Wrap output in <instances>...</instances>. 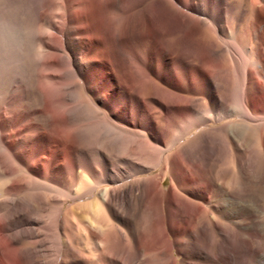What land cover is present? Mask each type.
<instances>
[{"label": "bare ground", "instance_id": "obj_1", "mask_svg": "<svg viewBox=\"0 0 264 264\" xmlns=\"http://www.w3.org/2000/svg\"><path fill=\"white\" fill-rule=\"evenodd\" d=\"M17 3L0 264H264V0Z\"/></svg>", "mask_w": 264, "mask_h": 264}, {"label": "clouds", "instance_id": "obj_2", "mask_svg": "<svg viewBox=\"0 0 264 264\" xmlns=\"http://www.w3.org/2000/svg\"><path fill=\"white\" fill-rule=\"evenodd\" d=\"M0 14L5 23V39L11 40L13 36L22 35L25 22L17 0H2L0 2Z\"/></svg>", "mask_w": 264, "mask_h": 264}, {"label": "rangeland", "instance_id": "obj_3", "mask_svg": "<svg viewBox=\"0 0 264 264\" xmlns=\"http://www.w3.org/2000/svg\"><path fill=\"white\" fill-rule=\"evenodd\" d=\"M167 185H170V182L169 181L167 182Z\"/></svg>", "mask_w": 264, "mask_h": 264}]
</instances>
